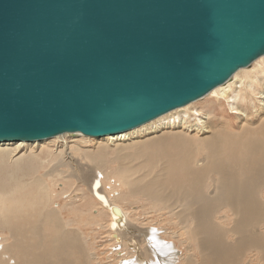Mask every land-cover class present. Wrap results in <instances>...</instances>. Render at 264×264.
I'll use <instances>...</instances> for the list:
<instances>
[{"label": "water", "instance_id": "water-1", "mask_svg": "<svg viewBox=\"0 0 264 264\" xmlns=\"http://www.w3.org/2000/svg\"><path fill=\"white\" fill-rule=\"evenodd\" d=\"M264 57V0H0V143L116 136Z\"/></svg>", "mask_w": 264, "mask_h": 264}, {"label": "bare ground", "instance_id": "bare-ground-1", "mask_svg": "<svg viewBox=\"0 0 264 264\" xmlns=\"http://www.w3.org/2000/svg\"><path fill=\"white\" fill-rule=\"evenodd\" d=\"M248 76L250 81L245 83L238 81L235 75L230 83L211 91L202 102L173 110L130 134L99 138L124 143L119 148L112 147L109 154L105 148L99 149L101 157L92 158L99 170L95 178L87 181L93 198L109 212V229L116 244L122 246L124 231L132 232V237L140 232L138 226L129 225L128 214L122 206L103 192L102 177L110 179L112 176L119 187H126L134 198L133 203L129 201L134 211L140 199L145 206L156 209L155 213L165 211L168 216H174L185 231L190 229L191 240L200 256L199 264H245V257L252 253L248 264H264V100L258 115L253 117L248 113L241 116L237 105L240 92H250L264 99L262 90L252 80H263L264 84V70H255ZM229 112L237 115L235 124L229 120ZM165 120L169 123L151 129L154 123ZM142 129L148 131L146 137L124 142L128 135ZM65 136L68 134L58 137ZM26 143H0V147L14 145L18 148ZM2 148L0 154L7 157V162L0 160V264H90V258L96 259L97 254H88L85 236L80 230L67 228L71 223L61 219L59 203L50 197V187H56L63 172L55 169L42 174L43 167H40L33 169L36 172L21 174L20 167L24 163L18 158L21 154L17 157L15 148ZM108 163L116 164L110 174L106 172ZM78 175L72 177L83 185L86 178L80 170ZM100 219L94 220L99 226ZM96 236L99 235L96 233ZM158 236L155 234L152 248L160 261L158 264L164 259L170 261L171 257L173 262L175 248L168 249V245L162 243L163 246ZM190 256L184 260L187 264H192ZM142 260L144 257L138 255L132 264Z\"/></svg>", "mask_w": 264, "mask_h": 264}, {"label": "rangeland", "instance_id": "rangeland-1", "mask_svg": "<svg viewBox=\"0 0 264 264\" xmlns=\"http://www.w3.org/2000/svg\"><path fill=\"white\" fill-rule=\"evenodd\" d=\"M263 58L264 57H261L260 60L258 59L259 63L257 62L258 61L257 60L252 65H250L248 68H246L245 70L242 69V70L238 71V73L235 74L238 77V78L236 77L238 79V81L242 80L243 82L246 83L247 80H249L248 75L251 74V72H253L255 70L261 71V69L264 70V59ZM234 76L224 85H227L228 83H230L232 81V79L234 78ZM260 78H263V77L261 76ZM237 79H236V81H237ZM252 80L255 81L256 86L258 88H260V90H262V94H264V84H262L263 80H261V81H259V79H252ZM261 86H262V88H261ZM208 95H206V96L208 97ZM206 96L203 97L204 99L201 98V99H199L193 103L202 102L203 100H205L207 98ZM251 96L252 95L250 94V92L238 93V99H237L238 104L237 105L239 108L238 107L237 108L241 111L240 112L241 116L244 113H248V115L250 117L258 115L257 114L258 109L263 106L262 100H264V99L260 95L257 97L256 96L251 97ZM231 113H233V112L227 113V114H229L228 118L233 124H235L237 115L232 116ZM224 116H226V115H224ZM191 120L193 121L194 119L191 118ZM213 121H216V120H213ZM164 122L169 123L168 120H165L163 122L154 123V125L151 127V129H155L156 126H162L163 127L165 124ZM221 122L226 123V122H224V120H222ZM150 123H148V124H150ZM193 124H194V122H193ZM139 128H141V127H139ZM139 128H137V129H139ZM137 129H135V130H137ZM135 130L128 132V134L132 133ZM147 132L148 131L146 129H142V130H140V132L138 131L135 134L128 135L124 139V142L126 140L128 142L134 141V140L138 141L140 138L146 137L148 134ZM86 138H89V139H86ZM121 141L116 140V141H106L105 142V141H100L99 138H91V137H86V136H82V135H80L78 138V137H74L73 135L68 134V136H65L62 138L55 137V138L50 139V140H44L43 142L26 143V144H23L21 147H18V148L17 147L15 148L13 145V147L15 149L12 146L11 147L3 146V148L1 146L0 148L7 149V150H10L12 148L15 150V156L18 157L20 154L22 155V156L20 155L21 157L20 156L18 157L21 162L24 161L22 167H20L21 174L27 173L28 171L36 172L40 167H43V169L41 170L42 174L47 173L51 170H55V169L57 171L63 172V174H61V180L57 181L56 187L55 188L50 187L51 188L50 197L53 199L55 198L56 202L59 203L58 209H61V211H59V215H60L61 219L66 221L69 224L70 223L72 224V225L71 224L68 225L67 228L70 227V228H72V230H76V231L80 230L83 233V235L85 236V237H83L85 239L84 244L86 246H88V254L91 255V253H93V252L97 254L96 259L94 257L90 258V264H132V260L137 259L138 255L141 256V258L144 257V261L143 260L140 261L139 262L140 264H141V262L146 263V261L149 262V263L147 262V264H154L155 262H157V264H158V262H160V261H159V259L155 258V254H153L154 252H152V250H153L152 248L155 245V239H154L155 234H156V236L159 235L158 237L162 241L161 244L164 243L165 245H168V249L175 248L173 251L174 253L172 252L173 253L172 255L175 256L177 261L174 260L173 262H171V259H172V257H171L170 261L169 260L165 261V259H164L161 261V264H162V262H163V264H168V263L169 264H187L186 261H184V260L187 259L188 255H191L190 257H192V264H199L200 256H199L198 251L194 245V242H192V240H191L192 236L190 233L191 232L190 229L188 231H185L184 227L178 225V223L176 222L177 219L174 216H172L171 214L168 216V214H166L165 211L164 212L159 211V213H157V212L155 213L154 210L157 211L156 209L152 210V208L148 204L145 206L146 203L142 202L143 200H140V199H137L136 206H135L136 212H135L132 205H131L133 203L132 201L134 200V198L128 193V190L126 191L125 186L119 187L118 186L119 183L117 181H115V179L110 175L111 176L110 179H105V177L104 178L102 177L103 182H104V184L102 185L103 186V188H102L103 192L105 194H107V196L110 199L118 202L117 204L122 206V208L128 214L129 225L138 226L139 232L141 233V234L137 233L138 234V236H137L136 232H135L134 237H132L133 236V235H131L132 232L129 233L127 230L124 231L121 234V236H123V238H124V240H123L124 242L122 243V246H119L118 245L119 243L116 244L115 240H113L111 238V231L109 229V222H110L109 212L107 209L102 208L96 202V200L93 198V196L91 195V192L88 190L89 189V187H88L89 183H87V181L90 178H95L96 177V171L99 170L95 167L94 161H92V158L95 159V157H97V158L101 157L100 153H99V149L105 148L106 152L109 154L112 152L111 149H113L114 146H118V148H119L120 144L121 145L124 144V143H121ZM63 150H67L70 153H67L66 151H63ZM17 151H19V152H17ZM95 151H97V152H95ZM1 152H3V151L0 150V153ZM93 152H95V153H93ZM41 159L45 160L46 162L42 163ZM0 160L4 161V163H6L7 157L0 154ZM115 166H116V164L113 165V163H108L106 165V169H107L106 172L108 174H110L112 172V170L115 168ZM33 169H37V170H33ZM79 170L82 172V175L85 176V178H86V182L84 181L83 185H80L79 182L76 181V178L72 177V176L78 175ZM78 176L80 177V175H78ZM86 176H88V177H86ZM114 186H117L119 188L114 187ZM123 188H124V190H123ZM113 189H115V190H113ZM119 189H121V190H119ZM120 199H122V200L120 201ZM122 201L124 202V204ZM129 201L132 203L130 204ZM87 202L88 203L90 202L88 204L90 207L87 205ZM140 206H144V207H140ZM53 208H57V207H53ZM150 210H152L153 212H151ZM79 211H80V213H79ZM84 212H86V213L84 214ZM80 215H82L83 217ZM64 216H66V217H64ZM89 218H90V220H89ZM85 219H86V221H85ZM98 219L101 220V221L99 220L100 223L102 222L100 226L94 222V220H98ZM105 220H106V222H105ZM130 220H132V221H130ZM86 227H87V229H86ZM83 228H85V229H83ZM93 233L95 234V236ZM96 233L99 236H96ZM152 233H154L153 238L151 237ZM136 240L137 241L139 240V241L136 242ZM164 244H162V245L165 246ZM132 245H134V246H132ZM91 246L93 249L91 248ZM96 246H97V248H96ZM175 250H176V252H175ZM144 253L148 254V255L145 256ZM247 255L248 256H246V257L248 259L245 257V264L249 263V260L251 259L250 256H252L254 254L252 253V254H247ZM148 258L150 259V261L148 260Z\"/></svg>", "mask_w": 264, "mask_h": 264}]
</instances>
